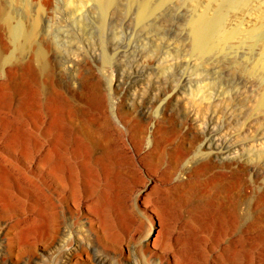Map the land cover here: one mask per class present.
I'll return each mask as SVG.
<instances>
[{
    "label": "rangeland",
    "instance_id": "obj_1",
    "mask_svg": "<svg viewBox=\"0 0 264 264\" xmlns=\"http://www.w3.org/2000/svg\"><path fill=\"white\" fill-rule=\"evenodd\" d=\"M50 1L45 11L37 13L34 0H0V171L6 170L22 182H32L48 195L45 183L53 187L54 181L45 169L36 166L42 152H35L37 144L43 149L50 147V134L53 133H48L47 129L61 132L66 144L59 152L78 167L84 156L75 154L74 145L88 140L82 124L97 127L107 144L123 152L130 161L129 166L123 167L127 171L122 169L118 187L107 184L100 177V192L115 204L125 189L149 186L148 205L140 201L135 206L133 199H126L128 210L135 218L132 234L139 255V246L151 231L147 220L150 215L151 219L157 218L151 204L157 205L158 200L165 203L167 194L172 195L175 180L172 177L169 182L164 181L162 173L168 169L167 165L155 172L144 164L143 155L134 153L125 128L110 113L111 103L120 101L121 96L135 89L145 90L147 96H157L159 91L165 96L179 92L187 96L191 110L210 121L211 136L238 151L236 162L242 166L211 171V181L225 178L232 187L235 182L239 183L241 196L214 204L204 203L208 197L200 196V206L204 209L196 212L199 220L193 224L197 225L198 232L204 224L211 230L228 229L220 237L221 248L217 251L222 258L237 259V264H264V205L260 203V199H264V180L249 178L251 169L264 174V111L256 107L258 93L264 89V74L249 73L262 57V46L230 44L223 53L197 55L189 22L203 12L211 17L209 0H196L197 7L183 1L114 0L107 4L108 1L101 0L102 4L100 0H82L80 8L79 0ZM143 2L150 6L151 13L141 19L138 12ZM34 16L38 17L41 27L31 41L25 42L23 32L31 27ZM69 57L77 59V66L68 67L66 59ZM115 74H119L120 79L118 93L115 97L112 95V101L110 86ZM205 96L210 99H203ZM50 97L62 108L57 114H52L47 106ZM155 111L153 116L158 114ZM54 117L58 123L60 121V126ZM135 121L130 117V122L125 124L132 130L138 127ZM13 134L28 144V157L32 160L24 157L23 146L8 143ZM182 153L186 159H195L192 152ZM86 155L89 164L96 166L94 159L99 152L90 146ZM0 189L3 190L0 191L2 213L12 216L13 210L25 209L14 189L10 186L4 189L0 186ZM5 192L16 204L11 203L10 209ZM48 202V222L52 223L55 213L61 228L80 227L79 219L88 211L73 207L70 209L73 217L66 221L62 210ZM188 210L189 204L182 203L181 198H175V206L166 210L170 245L176 235L191 231ZM140 211L148 213L147 220L141 218ZM10 223L13 225L16 219ZM201 235L206 237V241L201 242V250L208 255L211 235L207 232ZM239 236L243 237L241 241ZM10 239H14L11 234ZM32 243L27 245L23 255L44 248L39 242ZM149 252H163L160 263L172 264V250L160 251L151 245ZM241 252H247V257ZM63 257L64 250L58 249L41 264H60ZM125 259L131 260L128 252Z\"/></svg>",
    "mask_w": 264,
    "mask_h": 264
},
{
    "label": "bare ground",
    "instance_id": "obj_2",
    "mask_svg": "<svg viewBox=\"0 0 264 264\" xmlns=\"http://www.w3.org/2000/svg\"><path fill=\"white\" fill-rule=\"evenodd\" d=\"M81 1L77 2L78 8L82 7ZM106 1L109 2L107 4L114 2V0ZM175 1H183L191 7H197L198 3L196 0H164L167 3ZM209 1L211 17L203 12L189 22L194 52L203 56L213 52L223 53L226 46L230 44L261 45L262 57L257 66L249 70V73L252 75L257 72L264 74V0ZM34 2L38 13L45 11L51 1L34 0ZM143 3L138 12L141 19L151 13L147 2ZM36 16L31 19V27L27 31L22 29L25 42L29 39L31 41V38L35 37L34 35L41 27ZM18 29L20 28L18 27ZM66 63L68 67H71L79 62L77 59L69 57L66 59ZM119 79V74L113 75L110 86L111 100L112 95L118 93ZM144 91L135 89L132 93L131 91L129 94L126 93L127 96H121L120 101L111 103L110 113L125 128L128 142L134 153L144 156V164L150 166L155 172L167 165L168 169H164L162 173L163 179L169 182L173 177L175 181L172 195L167 194L165 203L161 204L158 200L157 205L151 204V209L157 218L151 219L150 215L148 219L146 211L139 213L141 218L148 219L147 221L151 225V231L139 246V255L134 248L136 239L132 234L135 218L128 210L126 199H133L135 206L140 201L148 205L147 190L149 186L143 185L138 190L135 188L125 189L126 192L115 204L106 194L101 193L99 190L100 177L102 180L105 179L107 184L118 187L121 184L123 170L127 171L123 167L129 166L130 161L123 152L117 151L107 144L97 127L83 123L82 130L88 140L87 142H76L74 145L75 154L84 156L78 167L59 152L66 142L58 130L52 132V130H48L49 128L47 129L48 133H53L50 134L51 140L48 149H43L37 143L36 150L32 148L38 154L42 152L36 166L45 169L54 181L53 187L50 186L51 184L45 183L48 195L39 191L32 182H22L6 170L0 171V186L3 189L9 186L14 189L16 198L25 207V209L22 208V211L13 210L12 216L0 211V264H41L47 256H54L58 249L64 250L65 256L60 264H161L160 258L163 256V252H149L151 245L160 251L172 250L174 254L172 264L239 263L237 259L228 261L221 257L220 252L217 253L221 248L220 237L228 231L227 228L211 230L204 224L200 225L199 233L197 225L193 224V221L199 220L196 212L200 208L204 209L200 206V196L208 197V201L204 203L211 204L226 202L241 196L239 183L235 182L232 187L225 178L211 181V171L215 168L224 169L234 165L237 168H242L236 162L238 151L232 150L230 145L211 136L210 121L202 119L193 109L191 110L192 107H188L187 96H181L176 91L170 96H165L160 91L157 96H147ZM207 97L202 98L206 100ZM257 98V109L264 111V89L258 93ZM49 101L48 108L52 114H57V111L62 109L61 106L54 97H50ZM154 110L158 114L153 116ZM130 117H134L136 125H138L132 130L125 124L130 122ZM56 118L54 121L58 119ZM54 121L51 122L54 123ZM56 122L60 126V121ZM167 134L170 135L167 136ZM18 136L14 134L9 136L8 143L23 146L21 148L24 157L29 158L28 144L25 145V142H22ZM90 146L99 152V155L94 159L96 166L89 164L88 155H86ZM182 151L192 152L195 159H186ZM31 163L35 162L31 161ZM249 173H251L249 178L253 181L264 180V174L255 169H251ZM204 176L208 177L202 179ZM5 193V201L10 209L11 205L13 207L15 203L12 202L11 195L8 192ZM174 197L181 198V202L185 205L189 204L188 224L191 226V231L187 234L176 235L173 244L170 245L167 239L170 226L166 219V210L175 206ZM48 201L56 204L54 208L58 207L62 210L61 214L66 221H71L73 215H71L70 209L73 207L78 210L85 208L88 211L83 212L84 215L79 219L80 227L61 228L59 222L56 221L55 213L52 214V223L48 222L50 217ZM260 203L264 205V199H260ZM13 219H16V223L12 225L10 222ZM157 225H159L158 228H156ZM248 230L253 231L252 228ZM201 231L211 235L208 255L201 250V242L206 241V237L201 235ZM243 233L241 232L242 235ZM10 234L15 240H9ZM262 234L258 233V236L262 235L264 238V233ZM262 237L260 238L262 239ZM242 239V236L238 237L239 241ZM30 242H39L44 248H36L33 253L23 255ZM127 252L131 258L130 261L125 259ZM241 254L244 257L248 255L247 252H241Z\"/></svg>",
    "mask_w": 264,
    "mask_h": 264
}]
</instances>
